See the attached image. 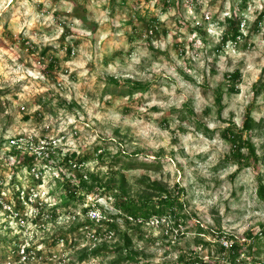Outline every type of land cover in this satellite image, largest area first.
<instances>
[{
	"label": "clouds",
	"instance_id": "obj_1",
	"mask_svg": "<svg viewBox=\"0 0 264 264\" xmlns=\"http://www.w3.org/2000/svg\"><path fill=\"white\" fill-rule=\"evenodd\" d=\"M166 4L127 0L121 11V0H0V236L8 238L0 264H111L123 243L111 223L131 238L137 264H181V256L191 264L194 255L203 264H231L230 256L264 264V250L246 247V233L264 231V91H253L264 75V0ZM137 13L155 18L156 29L134 32L128 21L141 28ZM229 20L238 23L235 40ZM237 70L229 93L224 74ZM249 111L260 157L251 166L233 158L236 146L222 136L233 128L247 141ZM114 172L130 189L120 203L151 195L147 220L117 207L118 190L90 179L107 183ZM144 176L172 194L179 220L157 214L168 196L140 183ZM65 185L77 197L68 204ZM237 242L239 253L229 252Z\"/></svg>",
	"mask_w": 264,
	"mask_h": 264
},
{
	"label": "rangeland",
	"instance_id": "obj_2",
	"mask_svg": "<svg viewBox=\"0 0 264 264\" xmlns=\"http://www.w3.org/2000/svg\"><path fill=\"white\" fill-rule=\"evenodd\" d=\"M112 2H113V4H115V0H112ZM175 2V0H173V3ZM213 3H215V0H213ZM127 5V0H121V11H123V8L125 7ZM165 5H166V7H167V4H166V2H165ZM242 7H243V5H242ZM77 14L79 15V11L77 12ZM137 15V17L139 18V20H140V24L142 25V27L141 28H139V29H137L133 24H132V21L131 20H129L128 21V25L129 26H132L133 27V31L134 32H137V31H139V32H142V31H144V30H147V29H150V30H155L156 29V26H157V21L155 20V18H153L151 21H145L144 20V18L143 17H141L140 16V14L139 13H137L136 14ZM263 17L261 18V20H264V15H262ZM231 21H232V23H231ZM259 23V21L257 22V24ZM228 24H229V35H230V38H232V36H233V30L234 29H236L237 27H238V23H237V21H235V20H229L228 21ZM234 26V27H233ZM199 30V29H198ZM253 30H255V31H258V28L254 25L253 26ZM160 31H162L163 33H164V35H167V29H165L162 25L160 26ZM160 34V32H157V35H159ZM134 37L133 36H129V40H132ZM228 38V37H227ZM176 47L177 48H180V47H182V45H180V44H177L176 45ZM49 50L48 49H45V51L44 52H42V53H40V55L41 56H44V55H46L47 54V52H48ZM217 51H219V49H217ZM71 53V49L69 48V54ZM57 61L55 60V59H53L52 60V63L49 65V67H48V71H52V70H54L55 68H56V66H57ZM237 71H239V70H237ZM213 75H216V70H215V68L213 69V73H212ZM232 74L233 73H225L224 74V79L225 80H231L232 81V83H233V86L232 87H230V88H228V92L229 93H232V92H235L236 91V89H235V82H237V81H239L240 80V78L237 80V81H234L233 80V77H232ZM112 83H116L115 81H112ZM137 87H141L140 85H137ZM205 87H207V85H205ZM253 91L256 93V95L258 96L259 94H260V92L261 91H264V75H262L261 76V79H260V82H258L257 84H255V85H253ZM215 92H216V104L217 105H219L218 104V102H217V97H218V95H222V89L221 88H217L216 90H215ZM185 107L188 109V115H192V112H191V109L190 108H188V106L187 105H185ZM250 108H251V106H250ZM3 109L2 108H0V111H2ZM155 110V109H154ZM126 111H127V109H126ZM173 111H175V110H173ZM209 112H210V110H206L205 111V115H208L209 114ZM249 116H251V112L249 111V115H248V117ZM247 117V118H248ZM28 119V117L27 116H25V120H27ZM164 123L165 124H167L168 123V121L167 120H165L164 121ZM262 124H264V121H262ZM234 127V126H233ZM255 127H258V126H255ZM252 131H253V129H251V130H246V129H244L243 128V132H247V133H249L250 135H249V139L247 140V141H244L243 139H242V135H243V133H241V134H237L236 132H234L233 131V128H228V129H226V130H224V132H222V136L225 138V139H227V140H229L230 141V143L231 144H233L232 143V141H231V138H233L234 137V135H236L237 137L236 138H234V140L235 139H238V144H244L243 146H246L247 145V143L248 142H251V133H252ZM116 135L117 136H120L121 134H120V132L119 131H117L116 132ZM239 136H241V139H240V137ZM121 139L123 140V139H125V137H121ZM176 141H173V143H175ZM234 145V144H233ZM235 146V145H234ZM238 148L237 147H234V149H233V158L234 159H236V160H238V161H246L247 163H248V165L249 166H251V164H252V162L254 161V162H256L257 164L260 162V157H256V156H253L251 153H250V155L248 156V157H244L243 155H238V150H237ZM13 154H17L18 155V153H16V150H15V148L13 149ZM108 155H110L109 153H107V152H104L103 153V155L100 157V159H101V162H103V157L104 156H108ZM136 155V153L134 152V153H132V156L134 157ZM73 160H75L76 159V157L75 156H73V157H71ZM89 157H82V158H80L81 160H85V159H88ZM124 159V161H128V160H131L132 159V157H124L123 158ZM65 163H67V161H65ZM113 163L114 164H120L121 163V157L120 156H117L114 160H113ZM142 167V168H149V167H151L150 165H146V164H139V165H136L135 164V162H133V163H127V162H124V163H122V167L124 168V169H129V168H133V167ZM118 178V179H117ZM90 179L93 181V183L95 184V185H99L101 188H105V189H107V191H109V192H112L113 190H118L119 191V193L121 194V195H119V196H127L128 195V193H129V191H130V189H129V187H128V185H127V182H126V178H125V176L124 175H122L121 173H117V172H114V173H112V177L111 178H109L108 179V181H107V183H104L103 181H101V180H99L97 177H95V176H90ZM81 181L83 182V183H85L86 184V187H89L88 186V184H87V182H84L83 181V178L81 177ZM15 182V181H14ZM140 183H144L145 185H146V187L148 188V189H151V190H153L154 192H159V193H165V194H167V196L168 195H170V196H172V194L170 193V192H168L167 191V189L163 186V185H161V184H159V183H151L150 181H149V179H148V177L147 176H144L143 177V179L140 181ZM67 185H65V188L67 189ZM178 187V186H177ZM68 191H69V189H68ZM89 191H91V188L89 187ZM67 196H70V195H67ZM77 199V198H76ZM76 199H71L70 197H66V199H65V204H68V203H70V202H72V201H75ZM82 199V198H81ZM131 200V199H130ZM146 200H152V198H151V195H149V194H142V195H140L139 196V199L138 200H135V201H137V202H143V201H146ZM176 205V201H175V203H174V205H173V207H167V208H165V210H164V212H169V213H171V215H172V217L174 218V219H177V220H179V214L174 210V206ZM118 207V206H117ZM125 212V211H124ZM127 213V212H126ZM129 214V213H128ZM163 213H160V214H158V215H162ZM129 215H131V214H129ZM139 216H142V215H139ZM88 223L89 224H91V221H88ZM103 223V222H102ZM126 223H127V221H126ZM112 224H114L116 227H113L112 226ZM107 226V228L109 229V230H115L116 232H117V235H119L120 236V239H121V241L123 242L122 244H118V245H116V246H125V247H127V249H128V252L130 251L131 253H133L134 255H135V258L134 259H130V260H124V261H127L128 262V264H137V261H136V256L138 255L136 252H134V251H131V245H129V246H127L126 245V243H125V240H124V234H126V233H121L120 231H119V229H118V226L115 224V223H111V224H107L106 225ZM198 227V226H197ZM261 227H264V225H262ZM75 229H72L71 231H74ZM134 232L135 231H139V228H135V229H132ZM199 231H203V229H199ZM98 234H100L99 232H98ZM246 236H247V238L249 239V240H251V241H253V243L252 244H249V245H247L246 247L248 248V251L249 252H251L252 251V248L253 247H258V248H261L262 250H264V241H262V237H264V235H258V236H254L253 234H252V232H248V233H246ZM8 238L7 237H2V236H0V243H2V242H5L6 240H7ZM12 239H17L16 237H12ZM230 239H232V238H230ZM66 243H67V241H66ZM197 243H203V241H197ZM239 243V242H238ZM240 245V244H239ZM107 246V245H106ZM205 247H208V245H205ZM106 249V248H105ZM232 249V248H231ZM231 249L230 250H228L229 252H233V251H231ZM241 250V249H240ZM220 251L221 252H223V251H225V249L224 248H220ZM117 253H118V255H117V258L115 259V260H113V261H111V264H123V262L124 261H121V262H117V260L119 259V257L121 256L120 255V253L117 251ZM39 255V254H38ZM83 255H87V250H85L84 251V254ZM83 255H82V257L81 258H83ZM194 255V254H193ZM229 259L231 260V264H235V258L234 257H229ZM180 260H181V264H184V261H185V257L184 256H181V258H180ZM191 264H203V261L198 257V256H195L194 255V258L191 260ZM253 264H261V262H259V261H256V260H254L253 261Z\"/></svg>",
	"mask_w": 264,
	"mask_h": 264
},
{
	"label": "trees",
	"instance_id": "obj_3",
	"mask_svg": "<svg viewBox=\"0 0 264 264\" xmlns=\"http://www.w3.org/2000/svg\"><path fill=\"white\" fill-rule=\"evenodd\" d=\"M166 2V0H165ZM263 16L260 17V19L262 18ZM232 23V21H231ZM234 27V26H233ZM233 36L232 38L233 39H236V36L239 35V31H238V27L236 29L233 30ZM226 39H227V36H226ZM232 77H233V80L234 81H237L239 78H240V72L239 71H236L232 74ZM221 94L218 95L217 97V102L218 104L220 105L221 104ZM254 128V123H253V120L251 118V116H249L245 123H244V129L246 130H251ZM237 136L234 135L233 138H231V141L232 143L238 148V155H242L239 151V147H242L244 144H238V139H235ZM240 139H241V136H239ZM246 147L249 148L250 150V153L253 155V156H256V152H255V149L253 148L251 142H248ZM32 158L30 157H25V163H28ZM81 186L82 187H86V184L85 183H81ZM69 189L68 191V195L70 196H67V197H70L71 199H76L77 197L75 196V193L74 191L67 187V190ZM261 193L262 195H264V186L261 187ZM121 198L122 196H117V206L118 207H121L125 212L131 214V215H134V216H138V215H142L143 217H149L150 214H151V210L152 208L154 207V204H153V201L152 200H146V201H143V202H137V201H134V200H128L127 202H124V203H120L121 201ZM159 203L162 205L160 211L157 213V214H160V213H164V210L165 208L167 207H173L174 203H175V200L173 199L172 196L168 195V199L167 200H161L159 201ZM166 206V207H164ZM114 224H112L113 226ZM113 227H116L115 225ZM264 228V227H262ZM261 235H264V231L261 232ZM124 240H125V243L127 246L131 245V238L128 236V234H124ZM104 248H107L106 245L103 246ZM124 249H127V247L125 246H116V251H118L120 253V257L119 259L117 260V262H121V261H124V260H130V259H134L135 258V255L133 253H131L130 251L128 252V255L127 256H124L122 253L124 251ZM240 245L239 243L237 242L235 245H233L231 251L235 252V253H239L240 251Z\"/></svg>",
	"mask_w": 264,
	"mask_h": 264
},
{
	"label": "built area",
	"instance_id": "obj_4",
	"mask_svg": "<svg viewBox=\"0 0 264 264\" xmlns=\"http://www.w3.org/2000/svg\"><path fill=\"white\" fill-rule=\"evenodd\" d=\"M231 39H233V38H231ZM233 40H235V39H233ZM16 197H17V200H18V197H19V193H16ZM19 203V202H18ZM133 217H137V216H134V215H132ZM145 220H147L148 219V217H143Z\"/></svg>",
	"mask_w": 264,
	"mask_h": 264
}]
</instances>
